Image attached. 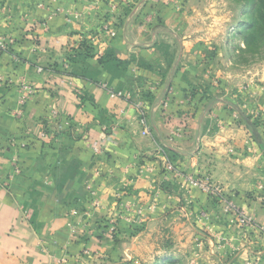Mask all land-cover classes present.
<instances>
[{
	"label": "crops",
	"instance_id": "0c3cea01",
	"mask_svg": "<svg viewBox=\"0 0 264 264\" xmlns=\"http://www.w3.org/2000/svg\"><path fill=\"white\" fill-rule=\"evenodd\" d=\"M113 3L0 0V40L7 45L0 52V263L114 264L115 243L93 231L112 210L115 195L123 194L120 189L128 191L134 182L133 191L146 197L151 177L140 175L136 166L162 146L179 168L203 174L264 227V178L255 172L264 166V144L248 141L236 109L224 99L210 96L207 102L198 92L193 101L186 98L201 80L181 58L185 44L171 43L176 32L158 30L160 5L152 7L153 17L123 10L117 22ZM80 36L88 44L92 38L107 41L92 45L93 56L81 63V78L70 76L71 64H64L65 70L61 66L60 74L51 70V76L37 71L45 63L63 65L67 46ZM161 50L182 55H173L161 68ZM107 52L113 61L101 64ZM23 81L36 91L20 105L15 90ZM103 85L145 102L148 136L141 134L130 103L110 99ZM150 85L155 95L142 98ZM52 105L56 119L50 117ZM99 142L102 153L95 155L91 148ZM157 180L164 181L160 173ZM165 180L171 193L159 190L161 206L144 226L142 264H244L251 258L264 264L263 237L229 226L208 195L181 180L182 186ZM95 198L97 209L91 205ZM197 210L204 216L199 225L214 236L207 241L183 234L199 225L189 217L178 219L181 211ZM169 228L176 232L166 235ZM125 243L136 257L135 239Z\"/></svg>",
	"mask_w": 264,
	"mask_h": 264
},
{
	"label": "rangeland",
	"instance_id": "374dc122",
	"mask_svg": "<svg viewBox=\"0 0 264 264\" xmlns=\"http://www.w3.org/2000/svg\"><path fill=\"white\" fill-rule=\"evenodd\" d=\"M114 1H116L117 4L113 3L112 11L115 14L116 20L119 17H124L123 15H125V12L122 13L123 10L133 12L134 14L137 13V15H150L153 17L154 13L150 12L152 7L155 6L156 8V6L160 5L161 22L156 24L159 28L158 30L165 33H168V31L173 33L176 32L173 34L174 37L171 39V43L173 45L185 44L186 51L181 58L184 63L190 62L193 65L195 76H199L201 80V85L196 86V89L191 88L186 98H190L193 101L191 93L196 94V92H198L203 98L207 97V102L212 101L210 96H212L211 98L224 99L232 108L236 109L235 117L237 122L247 130L249 137L248 141H250V139L253 141L255 140L252 136L251 128L247 126L248 124H246V122L241 120V114L249 118V123L253 124L260 136V142L264 144V46L258 48L257 51L253 53H243V50L246 48L248 35L252 31L253 23L257 18L255 0H152V2L156 4L153 6L144 5V3H149L150 0H145V2H143V0V4L142 2L138 3L139 1L137 0ZM145 7L150 13L144 11ZM154 11L156 12V10ZM116 16L119 17L116 18ZM148 20L149 19H147V21ZM117 22L119 21L117 20ZM106 24H108L106 21L101 23V28L103 29V26H108ZM113 32L115 31L113 30ZM107 38H110V36L107 35ZM90 39L91 37H89V40ZM7 42L8 44L10 43V41ZM106 42L107 41L103 40L102 37L98 40L92 38L89 45L92 47V45H103ZM72 43L73 44L67 46L64 52L63 65L56 62L38 65L41 69L40 73L51 76L49 73H51V69H53L54 66H56L57 69L62 66L61 69L65 70L64 64L67 66L71 64V70L80 72V64H73L71 59L73 56L81 54V49H79L81 36ZM173 55L177 58L176 55L181 56L182 53H173ZM173 55L161 50L157 56V62L161 64L160 67H168ZM72 77L77 78L75 75H72ZM23 82H20L16 86L15 91L18 102L21 95L20 86ZM153 86L154 85H150V87ZM156 91L157 90L153 89V91L150 92L147 89V92L151 95H155ZM126 95L129 96L128 98H130L131 102L134 101L132 100V95L129 93H126ZM28 100L29 99L23 104ZM158 104H160V101ZM52 111L57 112L53 105L51 107L50 117L56 119L52 117L54 116L52 115ZM69 121L71 122V120ZM72 125L70 127H72ZM165 149L166 148L163 146L158 148L155 154L149 155L146 159L142 158L139 160L138 165H135L139 169L140 175L146 173L151 177L149 181V183H151L150 192L146 197H140L138 195L139 193L133 191L134 182L130 183L131 187L128 185V191L120 189L123 194L119 192V194L115 195L116 200L111 204L112 210L109 211L110 213L105 216L102 222L97 224L98 227L95 232L93 231V235L98 233V235L108 237L109 242L115 243L116 256L112 261L114 264H142L139 259L140 253L142 252V249H140V244H142L141 236L147 231L144 226L147 224V219L157 212L159 205L161 206L159 190H166V194L171 193L169 189V185L171 184L169 183L167 187L164 186L168 183L165 180L166 178H169V182L178 184H180L179 180H181L183 183L182 185L190 189L196 188L188 185L185 180L187 176L199 179L204 178L203 174L192 175L190 172L179 168L175 163L174 157ZM262 162L264 164V156ZM168 165L172 166V170L167 169ZM255 172H261L264 178L263 165L261 168L259 167L258 172L257 170ZM159 173L163 176V180L165 181L164 184V181L157 180ZM129 188H132V191ZM130 194L135 195L134 200L128 199ZM223 197L230 199L229 195L224 194V192ZM208 198L211 200L210 202L214 203L213 205L218 206V217L225 218L229 226L235 227L240 231L242 230L245 236L248 235V232H246L243 227L235 223V219L231 217V214L224 211L226 203L223 198L216 196H208ZM261 201L264 202V197L262 195ZM232 202L236 207L244 210L246 214L251 217L247 210L243 209L235 203V201L232 200ZM183 207L185 208V206H182L181 209H183ZM92 208L97 209L93 206ZM189 208L190 207H186L185 209L190 211ZM186 217L191 218L189 220H193L194 224H204V216L202 212L199 213V210L192 214L184 211L178 213L179 220L186 219ZM122 223H126L127 225L120 227ZM112 226L114 227V231L110 232V227ZM183 231V234L186 233V236L196 233L195 237H197L198 240L207 241L214 237L210 230L200 225L198 228L191 227ZM172 232H176V230L169 228L166 235L172 234ZM131 238L136 241V246L133 243L132 247L139 258L137 256L135 257V255H131V249L125 247L127 246L125 239Z\"/></svg>",
	"mask_w": 264,
	"mask_h": 264
},
{
	"label": "built area",
	"instance_id": "2783aa9c",
	"mask_svg": "<svg viewBox=\"0 0 264 264\" xmlns=\"http://www.w3.org/2000/svg\"><path fill=\"white\" fill-rule=\"evenodd\" d=\"M105 30L108 33H110L109 29L105 28ZM6 49H7L6 42L4 40H0V52L5 51ZM37 71L41 72V69L38 68ZM103 89L107 91V94L110 99L123 100V101L130 103L131 108L134 110V112L138 116L139 124L141 125V134L143 136H148L150 133V126L147 123V119H146L148 109L145 105V102H143V100L141 99H137L131 102L130 98H128L129 96L126 95V93L114 92L111 89H107L105 85H103ZM153 89H154L153 87H148V91L150 92H152ZM20 93L21 95L19 97V104L22 105L27 99H30L33 96V94L35 93V89L27 82H23L21 83V86H20ZM162 106L166 108L167 100L164 101V103H162ZM52 115H54L52 116L54 118L58 117V114L55 111H52ZM102 144L103 142H99L98 144H94L92 146L91 149L95 155H100L102 153ZM167 169L172 170V166L168 165ZM13 172L14 173L19 172L17 166H14ZM185 180L190 187L196 188L208 196H216V197L223 198L226 203L224 211L229 212L231 214V217L235 219L236 224H238L240 227H243L246 231L252 232L256 236H260L264 238V227L260 225H256L253 222V219L249 215H247L244 210L236 207L231 199L224 198L223 192L219 188V186L215 185L207 178L199 179V178H194L192 176H187ZM91 194L94 195L95 193L91 191ZM91 205L94 208H99V202L96 199L92 201ZM74 213L75 212H73V214ZM112 231H114L113 226L110 227V232ZM244 264H260V263H259L258 258H251V259L246 260Z\"/></svg>",
	"mask_w": 264,
	"mask_h": 264
},
{
	"label": "trees",
	"instance_id": "16d2710c",
	"mask_svg": "<svg viewBox=\"0 0 264 264\" xmlns=\"http://www.w3.org/2000/svg\"><path fill=\"white\" fill-rule=\"evenodd\" d=\"M255 12L257 14V18L253 23L252 31L248 35L246 48L243 50V53H253L257 51L258 48L264 46V0H255ZM79 49H81V54H77L76 56H73L71 60L73 61L72 62L73 64H77V63L78 65L80 64V70H81V63L85 59L91 58L93 56V53L91 46L85 40L81 41L79 45ZM110 61L113 60L111 59V55L108 52L105 53L100 60L101 64L109 63ZM51 70L56 74H60V71L59 69L56 68V66H54L53 69ZM71 74L73 76L75 75V77L77 78H81V71L80 73H78L77 70H73L71 71ZM191 94L193 98H195V93H191ZM150 95L151 94L149 92H145L142 94V98L150 99L151 97ZM241 118L243 119L244 122H246V124H248L247 126L251 128V132L254 140L261 146V148H263V145L260 142V136L255 130L253 124L249 123L248 120L249 118L246 117L244 114H241Z\"/></svg>",
	"mask_w": 264,
	"mask_h": 264
}]
</instances>
